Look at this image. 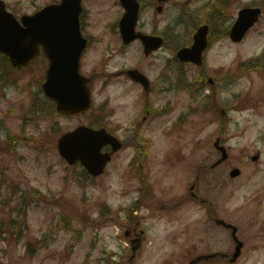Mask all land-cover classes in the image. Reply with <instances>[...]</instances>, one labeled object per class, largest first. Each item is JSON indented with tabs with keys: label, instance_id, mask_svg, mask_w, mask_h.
<instances>
[{
	"label": "rangeland",
	"instance_id": "1",
	"mask_svg": "<svg viewBox=\"0 0 264 264\" xmlns=\"http://www.w3.org/2000/svg\"><path fill=\"white\" fill-rule=\"evenodd\" d=\"M6 1L10 8L18 14H30L39 6L50 2V0ZM180 1L175 2L167 14L165 12L159 16L162 20L159 29L162 31L167 25H170L177 46L190 39L191 31V23L184 16L181 17V11L184 12L187 7L182 4L183 0L179 5ZM205 1L196 0L193 7L189 9L204 20L208 18L204 14L203 4ZM217 1L215 4L218 7ZM87 4L91 11L90 21H93L95 27L93 31L100 36L102 50H108L110 46L114 48L122 45L119 31L118 35L114 36L106 28V25L111 21V27L114 30L121 16L120 12L115 13L114 9L118 7L123 14L124 8L121 10V6H116L113 0H87ZM230 4L226 12H221L222 16L211 23L214 29L232 24L238 16V10L244 6L261 4L264 7V0H233ZM210 8L214 7L207 6L205 12ZM153 15L152 10H143L140 27L151 31ZM248 36L246 40L238 44L232 42L230 37L221 39L216 37L217 42L212 43L205 53L206 70L213 73L214 70H218L219 66H222L227 69L228 80L231 79L230 85H227L218 98L219 101L234 103L236 110L231 113L248 128V132L243 131L248 134L243 142L236 138L233 140L235 156L236 154L241 155L247 149L253 151L264 149L262 146L264 142L260 140V133H263L264 127V57L262 60L258 59L264 50V14ZM139 44H141L139 41H134L130 45L124 46V51H116L117 54L113 48H110L99 67L97 66L98 70L106 72L109 69H120L121 61H123L120 57L130 64L136 61L134 56L144 54L143 51L137 49ZM170 56H174V53L167 48L163 59H159L160 56L141 58L138 67L149 73L152 79L159 74H161V78L169 74L177 75L175 82L178 77L182 82V74L192 77V80L201 75L197 67L189 64L180 65ZM251 58L256 59L258 67L240 64ZM166 62L168 64L161 73L160 67ZM46 63V59L41 57L30 70L8 71L11 76H14V79L15 76H20L19 80L21 81L17 79L14 86L0 89V97H5L0 98V120H8V125L13 127V130H19L21 154L26 156L25 161L22 162L24 188L27 190L40 187L45 195V197L39 195V197H35L33 203L27 208V216L18 218L17 215L12 214L17 219L16 227H24L23 235L14 241L0 240V264H124L133 252L127 245L130 242L129 238L125 237L126 214L130 210L132 200L141 194L140 188L144 186L134 179L131 172L125 174L127 161L126 158L124 162L122 161L125 156H122L123 153H118L114 157L113 163L103 176H98L92 181H86L83 175H80L79 178L75 172L81 171L82 166L76 167L75 164H68L59 153L58 135L56 137L52 132L55 119L36 118L35 122H29L30 118L23 120L24 111L28 113L35 110V107H32L34 98L44 97L41 86L47 67ZM86 65L88 68L90 66L93 69L97 68L95 67L97 63L93 59L87 60ZM160 80L154 79L157 87L161 85ZM124 88L129 92H132L133 89L139 92L138 88L140 87L139 85L135 87L125 84ZM141 93L142 89L140 88ZM180 93L183 111H187L190 105V95L187 91H180ZM241 93L243 94L239 97ZM237 94L239 95L237 96ZM106 97H112L113 103L118 101L116 93L112 91V86L99 93L97 103ZM244 99L246 102H242ZM160 102L162 103L164 100L156 99V103ZM242 108L245 109L241 111ZM8 110L10 112L9 119H7ZM188 115L184 126L186 132L188 130L191 132L193 117L189 112ZM57 119L61 128L68 130V120L61 116H58ZM200 119L203 117L201 116ZM124 121L127 122V120ZM156 124L161 125V122ZM214 126L213 124L210 127ZM110 128H115V125L111 124ZM189 134L191 133L186 134L187 139ZM160 138H163L164 142L156 137L153 146L155 154L153 158H150L154 198L150 205L139 203L138 209L133 213L134 216L138 215L136 218L140 219V226L146 230L145 242L142 249L132 258L134 259L133 264H189L191 243H196L197 252L206 250L201 231L197 228L192 230L188 228L191 219L194 224H199V221L195 220L201 219L202 210L192 202H180V205L176 207V202L186 192L189 163L194 164L196 158L193 152L186 150L184 156L185 159L190 160L188 164L185 159H179V163L174 166L170 165L165 158L169 157L170 148L178 146L179 133ZM247 141L249 146L243 147L242 144ZM41 144H44L43 148L46 150H39ZM239 161L235 157L233 163L239 165L237 163ZM241 161L242 164L245 161L248 162V159L244 157ZM252 165L254 164L248 165V170H254ZM256 165L258 166L256 173L248 171L245 177L241 176L236 179L240 185V191H237L233 203L227 205L230 211H238V220L241 218L244 226L242 233L249 238V245L244 251V256L235 264H264V234L262 237H253V233H256L258 229H264V212L254 217L248 206L252 200L245 201L241 197L246 192L248 195L256 192L258 188L256 187V190L252 191L251 187L254 188V184L258 180L264 179V161ZM106 203L112 206L109 212L104 211ZM126 206L127 209L122 210ZM261 208L264 210L263 204ZM7 214L9 213L0 210V233L2 231L1 220ZM252 221H254V225H251ZM40 238H48L49 244L38 249L37 241ZM29 241L34 242L31 252L28 250ZM224 247V249H231V245L227 241L224 242ZM110 255H112L114 263L109 262ZM227 264L231 263L227 262Z\"/></svg>",
	"mask_w": 264,
	"mask_h": 264
},
{
	"label": "flooded vegetation",
	"instance_id": "2",
	"mask_svg": "<svg viewBox=\"0 0 264 264\" xmlns=\"http://www.w3.org/2000/svg\"><path fill=\"white\" fill-rule=\"evenodd\" d=\"M195 1L196 0H184V2H183V5L187 7L184 9L185 15L188 16L190 19L194 18V17L199 18V16H197V15L193 14L191 11H189V9L191 7H193V4L195 3ZM172 2L173 1L166 2L164 0H141V11L142 12H143V10H146V11L152 10L154 12V15L152 16L154 18V20H152L151 23L153 24L154 27H156V29H154L153 32L156 34L162 35L164 37V39H165L164 48H167V47L171 48L172 47V44L170 43V41L168 39L170 36V29L171 28H169V26H167L166 30L159 32V30L157 29V27H159V25L161 23L159 15L163 11H166L167 5L171 4ZM214 3H215V0H208V1H205V3L203 5H204V7H205V5L213 6L214 7L213 10L215 11V4ZM210 11H212L211 8H210ZM88 28L90 29V26H87L83 29V32L85 33V36H87V38L89 39V43H90V45H88V47L86 48V50L84 52L85 57L87 55L91 54L92 45L94 43L93 42L94 37L88 31ZM94 44H96V43H94ZM120 47L124 48V46H122V45H119L117 48H113L110 46V47H108V50L107 49L100 50V51H98V53H100L101 56L107 55L109 49L113 48V50H115V53L117 54V52H121V50L119 49ZM137 67H138V65H137ZM144 72H145V70H144ZM89 74L94 76V80L91 83L93 86L92 89L95 87H97V89H99L100 86H98V80H97L98 74H96L95 72H91ZM114 75L118 76V78H114L112 84L117 86L120 89L122 88L120 91L121 97H120V100L116 103V105L117 104L118 105L117 106L116 105L111 106V111L109 113H107L104 118L108 121V123L111 122V124L115 125L114 129H115L116 133H120L123 136L121 138L122 140H124L123 148L124 147L134 148L136 146L137 148H139V150H141L142 152H145L146 151V149H145L146 140L144 139L145 134L143 133V128H141V126L147 120L146 119L147 118L146 113H148V115H149L151 110L155 109V105L153 103L155 96H152L151 94L154 92V88L156 89L158 87L156 86V83H154V79H153V82H151V84H153L152 91H150V92L143 91V94H142L143 95L142 96L143 108L141 106L135 104V102H139L141 100V98L138 97L134 102L133 110L131 112H128V114L126 115L123 113V111H124L123 108L127 107V106H132L133 103L131 105H129L125 100L124 93L127 91V89L124 88L125 84L134 85L135 87H136V85H139L142 87V84H140L137 81L130 78L129 74H126V73H120V75L119 74H114ZM222 75H223V73L220 69L214 70L212 75L208 74V79L206 80L207 81L206 83L212 84L215 87L222 86L223 84H225V81H226L225 78L222 77ZM210 77H214V78H210ZM178 85H180L179 77L175 83L171 82V84L167 87V89L168 90L178 89ZM216 90H217V88L213 92L216 93ZM132 91L135 92L134 89ZM164 92H165V88L160 91V94H163ZM140 109H141V111H140ZM139 111H140V113H139ZM138 113H139V115H138ZM124 117L127 118L128 120H130L131 122H124ZM139 118H142V121H140ZM229 121H230V116L221 117L220 122L222 123V125L220 127H218L217 129H214L213 132L210 131L209 133H207L208 135H210V139L208 140V147H212L214 149V151L217 152L216 160H218L220 158L219 152H221L220 148L222 145L227 147L228 153L230 155V151L232 148L231 141L233 139V135L229 131L230 127H231L227 124ZM124 125H128V126L132 125V128L130 130L123 129ZM199 128H200V123L197 125L196 130ZM196 135L198 137L197 138L198 139L197 147H200L201 143H202V139H201V136L199 134V130L196 131ZM217 140H218V143H216ZM258 153L260 155L261 152L258 151ZM260 157H261V155H260ZM229 162H231V157L222 161V163H220V164H217V165L211 164V167L209 168L210 165H207L203 161H200V163L196 166L197 174L195 177V181L193 182L196 184V185H194L195 186L194 191L197 192L198 195L195 196L192 191H191V193L189 192L188 196L185 195V198H187L189 200L192 199V200L200 202V204H199L200 207H202L204 209L203 210V213H204L203 223L205 224L207 232L210 231V227L213 225L214 222L218 223L219 217L221 215H223L222 201H221V193H222L221 189H222V187L217 189L216 188L217 186H215V185L211 186V185H212V183L213 184L216 183V185L218 184L219 187L221 186L223 177L227 176V168H226V166H223V168H220V167L223 164H227ZM141 167H143V166L141 165ZM216 225H217V227H222L219 223ZM208 238H210V234L208 235ZM220 239H222V238H219V240ZM226 256L229 259L231 258V256H229L227 254L215 256V258L226 260L227 259Z\"/></svg>",
	"mask_w": 264,
	"mask_h": 264
},
{
	"label": "water",
	"instance_id": "3",
	"mask_svg": "<svg viewBox=\"0 0 264 264\" xmlns=\"http://www.w3.org/2000/svg\"><path fill=\"white\" fill-rule=\"evenodd\" d=\"M137 7V5L135 6ZM133 8V7H131ZM260 8H249L241 11V15L234 24L231 31V36L234 40L239 41L243 38L246 30L252 26V24L259 18ZM81 13V0H62L60 4H52L41 9L40 12L34 15H24L22 20L26 26L19 24L15 15L6 10V5L3 0H0V49L6 52L13 64L20 65L21 63L31 62L38 54L40 44H44L43 39L45 36L51 38L57 36L58 33L62 34H74L75 29L78 28V16ZM137 14L135 8L128 10L122 20V30L125 41L135 38L138 34H135L134 26L137 22ZM207 27L201 28V30L195 35L196 41L194 49L198 48L200 51H196L195 54L191 53V49H185L180 52V57L183 59L197 60L202 53L201 50L205 49ZM146 49L151 45L150 41L145 40ZM54 46L50 49L52 51L58 50V44L53 43ZM49 80L44 84L47 92L55 97L52 90L58 86L60 81V70L58 63L54 64L53 75L48 73ZM60 107L63 108V101L61 98ZM59 105V101H58ZM59 107V108H60ZM60 108V109H61ZM64 110V109H62ZM100 138H105L104 142H114L111 136L106 132L105 136L102 134ZM89 137L83 136L82 133L77 135L64 134L59 142L61 153H63L68 159L77 158L88 159L89 150L92 143L87 139ZM96 153V152H95ZM101 167L93 166L92 169L98 171Z\"/></svg>",
	"mask_w": 264,
	"mask_h": 264
},
{
	"label": "trees",
	"instance_id": "4",
	"mask_svg": "<svg viewBox=\"0 0 264 264\" xmlns=\"http://www.w3.org/2000/svg\"><path fill=\"white\" fill-rule=\"evenodd\" d=\"M28 203H29V200L26 199V208H27ZM14 234H15V228H10V229H9V234L7 235V238H8V239H11V237H12Z\"/></svg>",
	"mask_w": 264,
	"mask_h": 264
}]
</instances>
